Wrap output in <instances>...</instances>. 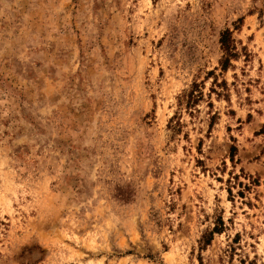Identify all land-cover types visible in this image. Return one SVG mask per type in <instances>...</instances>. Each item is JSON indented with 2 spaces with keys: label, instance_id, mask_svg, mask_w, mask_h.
Segmentation results:
<instances>
[{
  "label": "rangeland",
  "instance_id": "rangeland-1",
  "mask_svg": "<svg viewBox=\"0 0 264 264\" xmlns=\"http://www.w3.org/2000/svg\"><path fill=\"white\" fill-rule=\"evenodd\" d=\"M0 264H264V0H0Z\"/></svg>",
  "mask_w": 264,
  "mask_h": 264
},
{
  "label": "trees",
  "instance_id": "trees-1",
  "mask_svg": "<svg viewBox=\"0 0 264 264\" xmlns=\"http://www.w3.org/2000/svg\"><path fill=\"white\" fill-rule=\"evenodd\" d=\"M221 42H222V45L227 55L225 60L223 61V66L227 67L229 64L230 58L236 55L234 51L232 34L228 29H226L225 32L222 34Z\"/></svg>",
  "mask_w": 264,
  "mask_h": 264
}]
</instances>
